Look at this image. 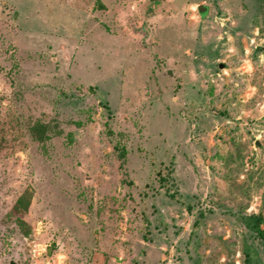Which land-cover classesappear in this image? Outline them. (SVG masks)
I'll return each instance as SVG.
<instances>
[{
	"label": "rangeland",
	"instance_id": "1",
	"mask_svg": "<svg viewBox=\"0 0 264 264\" xmlns=\"http://www.w3.org/2000/svg\"><path fill=\"white\" fill-rule=\"evenodd\" d=\"M0 264H264V0H0Z\"/></svg>",
	"mask_w": 264,
	"mask_h": 264
},
{
	"label": "trees",
	"instance_id": "2",
	"mask_svg": "<svg viewBox=\"0 0 264 264\" xmlns=\"http://www.w3.org/2000/svg\"><path fill=\"white\" fill-rule=\"evenodd\" d=\"M24 199V198H23ZM23 199H22V197H19V198H17V201L14 203V205H13V211H14V213L16 212V211H19L20 209H19V206H20V203H22V201H23Z\"/></svg>",
	"mask_w": 264,
	"mask_h": 264
},
{
	"label": "water",
	"instance_id": "3",
	"mask_svg": "<svg viewBox=\"0 0 264 264\" xmlns=\"http://www.w3.org/2000/svg\"><path fill=\"white\" fill-rule=\"evenodd\" d=\"M198 10L200 11V14H204L205 10H206V7L203 6V5H199Z\"/></svg>",
	"mask_w": 264,
	"mask_h": 264
}]
</instances>
